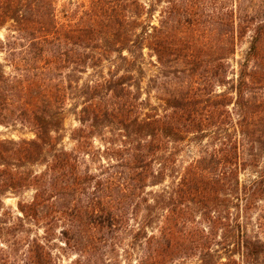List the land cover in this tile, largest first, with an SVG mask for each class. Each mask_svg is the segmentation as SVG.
<instances>
[{"label": "trees", "instance_id": "trees-1", "mask_svg": "<svg viewBox=\"0 0 264 264\" xmlns=\"http://www.w3.org/2000/svg\"><path fill=\"white\" fill-rule=\"evenodd\" d=\"M160 1L71 0L60 16L57 0H0V27L11 25L1 46L0 125L20 122L35 132L31 139L0 138V264H59L51 248L59 224L79 264H106L99 255L128 228L132 250L139 247L133 264H175L194 255L201 264H264V240L232 212L244 197L263 191L255 180L241 193L240 171L245 137L256 133L255 113H264V101L249 96L251 83L264 79V0H230L222 12H211L210 0H166L153 24L147 17ZM249 32V49L232 81L229 60ZM145 47L163 70L162 113L151 106L142 114L143 103L127 86ZM104 61L111 63L107 73ZM90 68L94 78L80 84ZM229 83L234 94L217 92ZM71 95L83 98L82 125L73 132L79 149L99 128L118 130L117 161L106 166L105 178L81 168L77 150L58 147ZM232 104L243 142L227 128ZM191 135L215 137L221 146L186 167L170 190L147 191L176 162L168 144ZM48 153L45 170L28 167ZM206 159L210 166L204 167ZM28 188L33 198L19 201L18 213L5 205L8 192ZM28 221L42 224L44 235L18 236L29 230Z\"/></svg>", "mask_w": 264, "mask_h": 264}, {"label": "rangeland", "instance_id": "rangeland-1", "mask_svg": "<svg viewBox=\"0 0 264 264\" xmlns=\"http://www.w3.org/2000/svg\"><path fill=\"white\" fill-rule=\"evenodd\" d=\"M71 0H57L58 7L60 10V16L63 15L64 9H66L65 4ZM86 1V0H85ZM145 1V0H143ZM209 4L211 6L210 11L212 12L215 8L218 12L226 10L230 4V0H210ZM168 3L166 0H162L156 3V10L153 12L154 15L147 17L149 21L153 24L158 22L160 18L161 10L166 8ZM11 33V25L7 23L5 26L0 27V61L5 63L6 53L2 51L1 46L6 40V37ZM252 32H249L246 36L237 40L236 52L231 56L229 62L231 64V71L229 73L232 81L236 80L238 77V71L240 69V63L244 61L246 53L250 46ZM216 42V40H212ZM118 66L121 68L120 73L123 74V66L125 63L119 61ZM140 65V67H139ZM111 63L104 61L103 70L105 73L108 72V68ZM133 68L135 78L129 81V86L132 93L140 99L143 104L142 114L149 111L151 106L155 107L160 113L164 111L165 101L161 99L162 92L160 89L161 84V74L162 68L157 62L154 53L147 47L144 48V56L139 58L137 65ZM10 68L7 66V70ZM95 71L89 69L86 73L81 74L80 84L87 80L94 78ZM231 83L226 86H217V92L227 91L234 94V91L230 89ZM250 88V98L252 102L264 101V79L261 82H252ZM83 98L81 96H74L67 100L65 108L63 110V129L61 130V140L58 145L59 148H65L67 150H77L79 155L80 166L84 170H89L93 175L105 178L106 170L109 164L115 163L117 161L116 152H113L112 148L118 147L121 144L120 136H118V130L113 126H107L99 128L95 133H90L87 138V145L83 149L78 148V142L73 138V132L75 129L79 128L82 124L79 121V110ZM254 107V106H253ZM230 109L233 111V121L227 126V128L236 134L238 127L236 126L237 106L232 104ZM257 112V111H256ZM256 133L250 137H245V142H243V136L240 132H237V137L242 139V157L246 160V166L240 171V187L245 190V186L249 189L250 185L255 180L260 182L263 191L253 194L250 200L246 197L243 201H240L239 207H233L232 212L235 218L238 217L240 222H242L246 227L250 235L259 236L264 240V113H255V122L252 126ZM225 133V132H224ZM235 136V135H234ZM35 137V132L31 127L27 125L16 122L8 125H0V138L1 139H20L26 138L31 139ZM221 146L220 139L215 137H206L204 139L195 140L194 135L188 136L186 139L178 142H170L168 144L167 153L172 152L173 168L168 170V175L165 180L157 185H151L147 187V191L162 192L164 188L173 186L178 180L180 174L188 167L193 161L200 159L201 157H210L209 153L214 152ZM52 154L48 153L45 159L41 162L35 164H29L28 167L33 171H42L46 169V164L51 160ZM210 166V163L206 162L202 166ZM157 167L159 165L157 164ZM209 170V169H208ZM175 174V175H174ZM263 183V185H261ZM258 186V187H259ZM170 190V189H169ZM34 189L28 188L21 190L19 192L13 193L8 192L4 195V202L6 206L12 207L15 213H18V202L19 201H31L34 195ZM153 195H149L151 198ZM196 218H200V213L194 212ZM27 232L18 233V236L30 235H44V226L42 224H35L33 221H28ZM132 225L136 224V221H131ZM54 236L51 241V248L53 254L55 255L59 264H79L76 263V259L79 254L76 249L65 244L63 237L61 235V224L55 228ZM224 232L222 229L218 231V237L221 239V235ZM7 238V237H5ZM13 237H10L12 239ZM7 240V239H4ZM116 246L108 247L107 250H103L99 256L103 260L107 261L106 264H133L137 256L134 254L135 251H139V247L133 251L131 245L133 246L132 233L129 228L122 232L120 237L115 240ZM9 243V241H8ZM233 246V245H232ZM214 249L221 250L223 258H225V251L219 244L213 245ZM239 257L238 254L235 255ZM175 264H201V259L199 255L190 256L181 260H178Z\"/></svg>", "mask_w": 264, "mask_h": 264}]
</instances>
